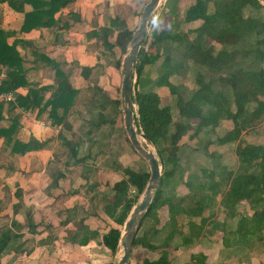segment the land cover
<instances>
[{"label":"trees","instance_id":"16d2710c","mask_svg":"<svg viewBox=\"0 0 264 264\" xmlns=\"http://www.w3.org/2000/svg\"><path fill=\"white\" fill-rule=\"evenodd\" d=\"M70 1L0 0V4L8 2L16 9L21 8L18 3L35 4L37 10L27 14L25 20L31 28L53 24L54 14ZM247 9L264 11V4L260 0H192L184 9L180 22L199 21V26L182 35H170L153 28L142 43L135 64V122L139 132L146 134L156 147L163 163V175L142 221L144 230L134 238L130 264H175L172 258L180 247H189L200 237L221 240L222 247L232 248L243 262L249 263L255 257L253 252L264 253V140L255 143L242 137L244 133L264 137V15L246 14ZM180 10L177 5L174 6V21L180 16ZM111 23V26L102 28L100 37L103 46L108 50L118 48L122 55L126 54L135 30L119 19L113 18ZM113 26H118L119 30L115 32ZM192 33L194 37H191ZM10 34V31L0 28V65L6 73L1 79L0 91L15 90L27 84V70L16 49L18 40L8 43ZM150 34L153 40L147 47ZM168 39L184 43L181 57L175 58L168 53L164 58L163 74L152 86L145 85L141 80L144 70L148 64L159 59V47ZM44 60L50 65L55 63V67L59 65L54 60ZM117 66L121 67V60H118ZM89 70L83 68V72ZM172 75H176L175 82L170 79ZM55 83L52 99L47 104L51 105V115L55 120L65 124L71 110V96L75 97L77 91L60 68H56ZM157 85L167 87L175 97L179 113L177 121H174L172 107L162 103L160 94L155 90ZM17 97L18 105L32 106L27 98ZM16 103L9 104L16 107ZM117 103L120 104V101ZM3 104L0 103V112ZM116 113L119 112L113 109L112 123ZM225 121L231 122L232 127L224 132L218 131L215 140L203 142L206 130L216 131ZM91 122L98 125L93 120ZM18 127L19 124L14 123L7 129L0 128V138L13 142V153L23 154L36 147L37 143L34 139L26 144L17 140L14 142ZM90 127L92 131L94 124ZM66 129L71 128L66 125ZM63 141L76 156L79 141L64 137ZM212 146L218 149L211 150ZM229 149L234 152L235 161L225 173H220L214 164L219 162L214 160ZM204 158H208L213 166L208 165L209 161L202 164ZM121 170L123 178L111 188L110 198L105 201L104 207L117 225L111 227L102 239V244L112 255L120 250L122 227L138 203L150 176L146 170L131 167ZM180 186L190 190L185 195H179L177 188ZM131 190L135 193L132 194ZM16 194L21 197V190L18 189ZM163 209L167 210L166 215ZM26 222L35 232L36 226L29 216ZM186 227L190 232L188 236L184 235ZM95 236L96 232L85 233L82 237L75 234L68 241L83 246ZM10 237L9 230L0 232V259ZM179 237L181 240L177 239ZM139 247L144 248L147 256L133 259ZM15 250L24 251V248L16 247ZM155 254L158 258L152 260L151 256ZM183 264L210 263L206 255L199 252L193 253Z\"/></svg>","mask_w":264,"mask_h":264},{"label":"crops","instance_id":"0c3cea01","mask_svg":"<svg viewBox=\"0 0 264 264\" xmlns=\"http://www.w3.org/2000/svg\"><path fill=\"white\" fill-rule=\"evenodd\" d=\"M191 1L162 0L155 12L158 26L154 28L170 35H182L199 26V21L180 22ZM147 2L71 0L54 14L53 24L31 28L25 20L27 14L37 10L35 4L18 3L21 8L17 9L8 2L0 4V28L11 32L8 43L18 40L16 49L27 70V84L16 90L20 98H27L32 105L26 108L18 102L16 107L3 104L0 128L7 129L18 123L14 142L26 144L34 139L37 143L36 147L23 154L13 153V142L0 138V229L9 230L11 235L0 264H118V253L112 255L102 244L103 235L117 226L104 210L105 201L110 198L113 185L123 178V167L145 169L139 160L140 154L127 140L124 127L122 73L117 62L121 60L122 63L125 54L122 55L118 48L106 49L100 34L102 28L111 26L113 18L125 21L129 28L134 29L136 17L141 15ZM175 5L182 9L176 21L173 16ZM113 28L115 32L119 30L118 26ZM151 37L152 34L149 39ZM191 37H194L193 33ZM113 40L111 37L110 41ZM184 46L177 40L163 41L159 47V58L165 62L168 53L180 58ZM44 58L54 60L58 67L55 63L48 64ZM156 62L148 64L144 70L141 80L145 85L152 86L163 74L157 77L152 74ZM85 67L90 70L83 72ZM56 68L69 77L77 91L75 97L71 96V110L65 124L55 120L51 115V105L47 104L56 86ZM4 74L5 69L0 65V78H4ZM170 79L175 82L176 75ZM155 90L162 103L172 107L174 121H177L179 113L175 97L165 86L157 85ZM113 109L119 113L112 123ZM23 110H29L31 114ZM58 111L61 112V107ZM91 120L98 125L95 126ZM66 125L71 129H66ZM214 131L206 130L203 142L207 140V134ZM63 137L79 141L76 156L64 145ZM209 139L215 140L213 137ZM18 189L21 197L16 194ZM28 216L36 226L35 232L27 225ZM93 232L96 236L87 245L68 241L75 234L82 237ZM199 246V240L195 241L189 246L191 248H180L173 258L188 250L191 253L189 259L193 253L207 255L205 249L208 246L200 251L202 247ZM16 247H23L24 251L17 252ZM146 256L144 254L143 257ZM207 257L208 263L220 264L218 256L213 258L218 260L217 263H213L209 253ZM157 258L151 256L152 260Z\"/></svg>","mask_w":264,"mask_h":264},{"label":"water","instance_id":"95a60500","mask_svg":"<svg viewBox=\"0 0 264 264\" xmlns=\"http://www.w3.org/2000/svg\"><path fill=\"white\" fill-rule=\"evenodd\" d=\"M162 0H148L140 15L139 25L133 32L128 50L121 63L122 85L121 105L123 110L124 127L133 147L145 159L149 166V180L145 190L141 194L138 203L132 209L125 224V231L120 239L121 255L118 264H130L131 250L134 238L138 234L142 221L148 212L151 203L159 188L162 175L163 163L148 146L155 147L147 135L139 132L135 122V104L133 100L135 92V64L146 36L149 32V24L153 14L160 6ZM264 4V0H260ZM143 138L147 146L141 142Z\"/></svg>","mask_w":264,"mask_h":264},{"label":"rangeland","instance_id":"374dc122","mask_svg":"<svg viewBox=\"0 0 264 264\" xmlns=\"http://www.w3.org/2000/svg\"><path fill=\"white\" fill-rule=\"evenodd\" d=\"M146 1H148V0H146ZM246 14H249V15L251 14L253 16H259V15H264V11L263 10H255V9H252V10L251 9H247L246 10ZM153 17H155L156 21H157L155 26L152 23ZM153 17H152V19L150 21V24H149V32H151V29H153L154 27L158 26L157 14L154 13ZM139 19H140V15L138 17H136V21L134 23V29H136L138 27ZM149 32H148V34H149ZM151 39H152V37L149 39V41L147 43V47H149L152 44L151 42H152L153 39L152 40ZM159 51H160V49H159ZM163 52H165L164 54H166L167 51L165 50ZM159 59L157 60L156 65H153L154 68L152 70L153 71L152 74L155 75L156 77L161 75L162 72H164V68H165L164 67L165 66V62H163V59H161V58H159ZM173 78L174 77H172V79ZM135 108H136V105H135ZM263 118H264V115H263ZM120 120L122 121V116L121 115H120ZM263 123H264V121H263ZM231 124H232L231 122H227V121L223 122L222 126L219 127L218 130H216L214 132H209L207 134V138L206 139H209L211 137L216 139L218 131L219 132L220 131L221 132L226 131L227 129L232 127ZM121 134H122V131H121ZM242 137L244 139L250 141V142H255V143H261L264 140V137H261L258 134H254L253 135V134H245L244 133V135ZM144 144L147 146V142L146 141L144 142ZM148 147H150V149L159 158L156 147H152V146H148ZM215 148H216V146L210 147L211 150L215 149ZM219 148H223V147H219ZM216 149H218V148H216ZM233 155H234V152H232L230 149L229 150H225V153H223L222 157H220L217 160H214V161L219 162V163H215L214 162V164L217 165V166H215L216 170L218 172H220V173H225V170L228 168V166H230V168H231L233 166L234 161H235L234 160L235 157ZM139 160H141V163L143 164V168L145 170L149 171V166H148L147 162L145 161V159L141 155H139ZM159 160H160V158H159ZM197 160H200V159L197 158ZM208 161H209L208 158H207V160L204 158V160H201V163L202 164L208 163ZM208 165H212L213 166L212 162H210V161H209ZM189 190H190L189 188L182 187V186L177 188V192H178L179 195H185V194H187L186 192H188ZM163 214H165V215L167 214V210L166 209H163ZM142 230H144L143 227L140 228L138 234H141ZM124 231H125V226L122 227V233H124ZM184 231H185L184 235L188 236L190 232H188L187 227L185 228ZM206 233L208 234L209 232H206ZM177 239H180V237L177 238ZM199 244H200L199 248L202 247V249H199V251L200 250H204L206 248V246H208V249H205V250H207V255L205 254L206 258H208L207 257L208 253H209L210 257L212 258V260H213L214 257L218 256V260H220V264H264V253H261V252L260 253H254L253 252L252 256H255V257H253L252 260L248 263V262H243L242 259H240V255L234 254L232 248H224V247H222L223 244H222L221 240L212 239V238H209V237L206 238L205 237V238H200L199 239ZM180 248H182V250H184V248H187V247L181 246ZM189 248H191V247H189ZM219 250H221L220 253H219ZM255 251L258 252L257 250H255ZM144 253H145L144 252V248L143 247H139L134 252L133 259H135L136 257H143ZM175 254H178V252H176ZM190 254H191L190 250H188L187 252L186 251H181V253H180V255L178 257L172 258V259H173L175 264H183V263H186L189 260ZM120 255H121V248H120V250L118 252V258H120ZM155 255H153V256H155ZM218 260L214 259L213 263H217Z\"/></svg>","mask_w":264,"mask_h":264},{"label":"built area","instance_id":"2783aa9c","mask_svg":"<svg viewBox=\"0 0 264 264\" xmlns=\"http://www.w3.org/2000/svg\"><path fill=\"white\" fill-rule=\"evenodd\" d=\"M5 75V74H4ZM3 75V77H4ZM0 78V82H1ZM18 92L17 90H10V91H0V103L9 104V103H16L18 100ZM27 114H31L29 110H23ZM132 194L135 193L134 190H131Z\"/></svg>","mask_w":264,"mask_h":264},{"label":"clouds","instance_id":"9594fccd","mask_svg":"<svg viewBox=\"0 0 264 264\" xmlns=\"http://www.w3.org/2000/svg\"><path fill=\"white\" fill-rule=\"evenodd\" d=\"M156 22H157V21H156V18L153 17L152 23H153L154 26H155Z\"/></svg>","mask_w":264,"mask_h":264},{"label":"bare ground","instance_id":"6f19581e","mask_svg":"<svg viewBox=\"0 0 264 264\" xmlns=\"http://www.w3.org/2000/svg\"><path fill=\"white\" fill-rule=\"evenodd\" d=\"M145 141L143 138H141V142Z\"/></svg>","mask_w":264,"mask_h":264}]
</instances>
